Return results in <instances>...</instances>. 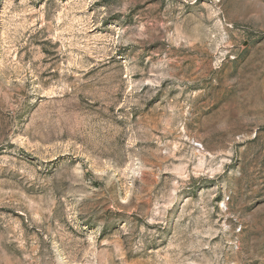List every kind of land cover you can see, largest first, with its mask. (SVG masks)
<instances>
[{"label": "rangeland", "instance_id": "obj_1", "mask_svg": "<svg viewBox=\"0 0 264 264\" xmlns=\"http://www.w3.org/2000/svg\"><path fill=\"white\" fill-rule=\"evenodd\" d=\"M0 264H264V0H0Z\"/></svg>", "mask_w": 264, "mask_h": 264}]
</instances>
